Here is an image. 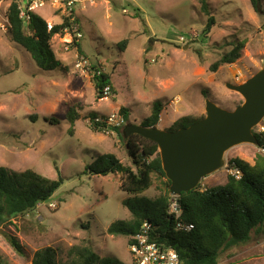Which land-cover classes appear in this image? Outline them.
<instances>
[{
    "label": "rangeland",
    "instance_id": "rangeland-1",
    "mask_svg": "<svg viewBox=\"0 0 264 264\" xmlns=\"http://www.w3.org/2000/svg\"><path fill=\"white\" fill-rule=\"evenodd\" d=\"M210 2L216 16L212 29L206 28L199 0L86 3L75 21L84 37L73 44L64 37L52 39L65 65L55 70L40 68L30 52L10 38L9 29L0 28V165L17 171L33 168L61 182L55 194H61L60 199L42 202L3 226L0 255L5 264H32L35 252L48 246L64 263L72 246L86 243L102 256L133 264L128 237L108 232L116 221L131 218L123 204L130 194L120 188L121 174L85 173L99 153L113 152L131 165L132 160L116 131H94L91 113L108 115L126 106L130 123H141L151 114L153 102L161 100L164 117L206 116L204 91L227 109L243 103V96L226 84L243 83L263 67L264 15L250 0ZM39 14L51 19L48 8ZM125 39L122 51L119 43ZM239 40L245 41L240 58L212 71L211 65ZM80 61H86L84 70L78 67ZM94 66L110 75L115 89L104 98L96 95ZM72 107L80 119L70 134L67 113ZM259 153L257 144L233 147L217 175L225 171L229 176L231 158L255 164ZM153 179L141 197L155 198L165 189L162 179ZM202 184L207 186L206 178ZM6 234L19 238L24 256ZM218 264H264V231H254L249 241L226 248Z\"/></svg>",
    "mask_w": 264,
    "mask_h": 264
},
{
    "label": "trees",
    "instance_id": "trees-1",
    "mask_svg": "<svg viewBox=\"0 0 264 264\" xmlns=\"http://www.w3.org/2000/svg\"><path fill=\"white\" fill-rule=\"evenodd\" d=\"M256 12L264 15V0H250ZM200 12L207 17V29H212L216 23L210 0H199ZM12 26L9 29L10 38L25 47L37 65L46 70L65 67L58 57L52 39L56 33L70 25V19L65 17L62 25H56L48 30L45 17L33 13L28 25L20 16L16 3L10 11ZM31 30V32L29 31ZM234 47L223 54L221 59L211 65L216 71L219 66L236 62L245 46L244 40L232 43ZM80 47V44H77ZM124 51L127 39L119 43ZM80 49V48H79ZM93 83L98 98H104L105 87L110 86L115 92L110 75L100 66H94ZM209 97V93L204 91ZM165 104L156 100L152 104L151 114L142 119L145 126H159ZM120 112L130 123L129 109L120 108ZM97 113H91L94 131L105 132L106 125L95 122ZM38 116V115H36ZM35 118V116H32ZM71 124L70 134L75 131L76 122L80 119L77 108L72 107L67 113ZM204 116H183L169 128L176 130L200 120ZM52 120V119H51ZM126 124V125H127ZM126 125L116 128L121 141L125 143L132 164L125 163L113 152L99 153L93 162L86 166L85 173L91 175L121 174L120 188L130 194L123 204L130 213L129 220L121 219L113 223L108 232L112 235L128 237L132 243L145 222L152 225V236L158 243L175 249L180 256V264H218L219 258L226 248L245 243L251 239L254 231H264V154L259 153L252 164L240 157L231 158L228 168H238L240 178L229 174L226 184L204 187L202 182L196 189L183 192L176 199L180 202V215L171 211V180L167 177L161 159L159 146L155 141L140 134L127 136ZM257 145L264 146V134L255 132ZM163 180L165 189L155 198L141 197L153 185V177ZM203 181V180H202ZM61 182L37 172L33 168L17 171L8 166L0 165V231L12 218L25 215L49 197L54 196ZM193 224L192 229L178 227V222ZM12 247L22 256L25 255L23 245L18 237L6 234ZM0 264L5 261L0 255ZM32 264H124L115 256H102L95 248L86 243L74 245L68 252V259L61 263L54 247L48 246L35 252Z\"/></svg>",
    "mask_w": 264,
    "mask_h": 264
},
{
    "label": "water",
    "instance_id": "water-1",
    "mask_svg": "<svg viewBox=\"0 0 264 264\" xmlns=\"http://www.w3.org/2000/svg\"><path fill=\"white\" fill-rule=\"evenodd\" d=\"M226 85L244 98L234 109L207 97L206 116L189 126L170 130L138 122L126 125L127 136L140 134L158 144L174 196L196 189L204 178L223 169L226 153L233 147L257 144L255 128L264 120V64L245 82ZM60 195L49 197L45 203L60 199Z\"/></svg>",
    "mask_w": 264,
    "mask_h": 264
},
{
    "label": "built area",
    "instance_id": "built-area-1",
    "mask_svg": "<svg viewBox=\"0 0 264 264\" xmlns=\"http://www.w3.org/2000/svg\"><path fill=\"white\" fill-rule=\"evenodd\" d=\"M96 0H0V28L8 30L11 28L12 23L10 19V11L13 3H16L20 11V16L23 19L25 25H28L33 13L39 14V10L42 8L50 9L51 19H46L48 24V30L51 31L56 25H62L65 21V17L70 19V25L63 28L60 33H56L54 36L59 38H66L69 44L79 42L84 34L76 21V9L86 3H93ZM126 11V9H124ZM61 14L62 16L58 15ZM59 19L54 21L53 19ZM86 61H80L78 67L84 70ZM111 92V87L106 86L104 93L107 96ZM95 122L101 125H106V131H116V128H122L126 125V118L120 112H112L108 115H97L94 119ZM93 121L91 119V125ZM259 127V128H258ZM258 129V130H257ZM264 134V124L261 122L255 132ZM259 152L264 154V146L259 147ZM230 174L240 178L242 173L238 168L230 169ZM177 196H174L171 202V211L176 213L179 217L180 208ZM178 227L182 229H192L193 224H187L179 221ZM131 254L133 256V264H180V256L178 252L170 247H166L156 240L152 236V225L145 222L140 231L132 237V243L129 244Z\"/></svg>",
    "mask_w": 264,
    "mask_h": 264
},
{
    "label": "crops",
    "instance_id": "crops-1",
    "mask_svg": "<svg viewBox=\"0 0 264 264\" xmlns=\"http://www.w3.org/2000/svg\"><path fill=\"white\" fill-rule=\"evenodd\" d=\"M121 1V0H120ZM86 8L85 5H81L77 8L76 10V14L79 16V17H82V14H81V11H83L84 9ZM116 107V106H115ZM114 107V108H115ZM101 111V110H100ZM165 111V108L164 110ZM103 113L105 111H102ZM111 112V110H109L107 113ZM166 112V111H165ZM164 112V113H165ZM178 113V112H177ZM149 116V115H148ZM178 116H179V113L177 116H174L173 114L171 115H167L165 114V117L163 115V112L161 114V120H160V123H159V126L161 128H168L170 127L171 125H173V123L178 120ZM147 117V116H146ZM222 170V169H221ZM219 171L209 175L206 177V183H207V186L206 187H212V186H216V185H220V183L222 184H226L227 181H228V174L224 171V174L223 175H217Z\"/></svg>",
    "mask_w": 264,
    "mask_h": 264
}]
</instances>
